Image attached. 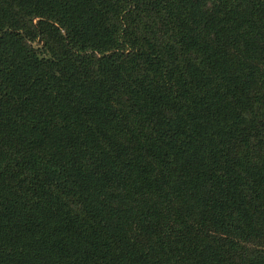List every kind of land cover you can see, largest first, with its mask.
Here are the masks:
<instances>
[{"label":"trees","instance_id":"obj_1","mask_svg":"<svg viewBox=\"0 0 264 264\" xmlns=\"http://www.w3.org/2000/svg\"><path fill=\"white\" fill-rule=\"evenodd\" d=\"M0 264H264V0H0Z\"/></svg>","mask_w":264,"mask_h":264}]
</instances>
